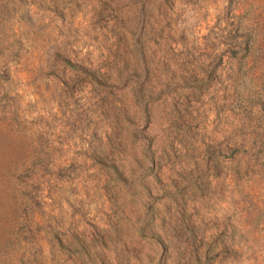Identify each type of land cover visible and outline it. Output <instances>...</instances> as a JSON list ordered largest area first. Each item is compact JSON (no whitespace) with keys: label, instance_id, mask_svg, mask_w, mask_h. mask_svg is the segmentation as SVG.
Wrapping results in <instances>:
<instances>
[{"label":"rangeland","instance_id":"rangeland-1","mask_svg":"<svg viewBox=\"0 0 264 264\" xmlns=\"http://www.w3.org/2000/svg\"><path fill=\"white\" fill-rule=\"evenodd\" d=\"M0 264H264V0H0Z\"/></svg>","mask_w":264,"mask_h":264}]
</instances>
